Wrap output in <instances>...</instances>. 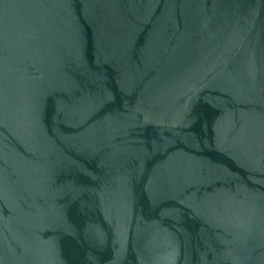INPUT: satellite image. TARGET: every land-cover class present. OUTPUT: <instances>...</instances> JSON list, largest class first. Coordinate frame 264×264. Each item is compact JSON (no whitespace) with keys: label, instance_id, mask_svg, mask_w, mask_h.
I'll return each mask as SVG.
<instances>
[{"label":"water","instance_id":"obj_1","mask_svg":"<svg viewBox=\"0 0 264 264\" xmlns=\"http://www.w3.org/2000/svg\"><path fill=\"white\" fill-rule=\"evenodd\" d=\"M0 264H264V0H0Z\"/></svg>","mask_w":264,"mask_h":264}]
</instances>
